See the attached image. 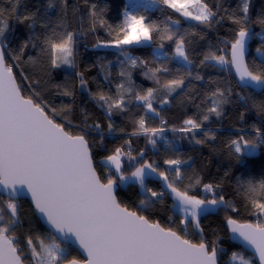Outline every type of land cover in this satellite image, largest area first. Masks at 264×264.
Returning a JSON list of instances; mask_svg holds the SVG:
<instances>
[{
	"label": "snow or ice",
	"instance_id": "obj_1",
	"mask_svg": "<svg viewBox=\"0 0 264 264\" xmlns=\"http://www.w3.org/2000/svg\"><path fill=\"white\" fill-rule=\"evenodd\" d=\"M83 3L86 13L81 12L78 0L74 5L69 0H46L34 11L24 13L19 10L20 0H7V4L0 7V264H219L224 252L222 238L215 229L212 238H208L201 224V217L212 212L225 213L224 224L232 234L227 238H240L253 249L259 264H264V219H261L264 217V178H237V190L245 207L257 217L255 223H241L235 218L240 209L218 191L220 184L203 183L198 173H193L188 184H184L185 166L191 167L189 160L165 159L163 163L167 168L161 171L155 160L145 159L143 150L132 155L130 139L110 152L106 144V133L117 131L112 117L125 115L135 107L142 109L143 115L133 119L135 130L131 135L145 136L147 143L155 148L168 122L154 102L161 106L170 104L169 97L177 90L191 89L190 101L199 111L172 131L184 134L196 144L217 139L216 131L204 130V124L213 116L217 120L223 118L224 105L230 103L233 96L243 108L238 119L246 125L252 98L236 93L230 82L219 83L211 78L206 81L209 85L206 89L197 91L194 88L192 81H205V77L199 72L193 75L187 67L194 63L189 47L192 42L187 37L199 35L204 39V35L174 29L171 25H179V19L169 16L171 24L165 23L161 28L125 6L121 23L113 26L104 19L107 5L101 6L92 0H83ZM152 3L162 4L179 16L196 21V26L207 29L229 21L235 26L231 29L232 39L225 42L230 44V59L217 54L223 49L213 51L210 47L202 54L199 66L223 69L230 65L239 77L238 83L264 91V36H261L264 12L253 20L251 0H239L231 11L220 3L214 10L207 0H152ZM49 9H59L55 22L48 15ZM69 15L78 18L76 29L66 26ZM13 18L28 29L26 38L15 48L9 41ZM253 24H259L261 32H252ZM100 29H106L109 38L97 37L92 47L115 48L123 60H118L115 81L110 78L112 70L108 68L112 61L105 63L98 56L97 61L88 66L87 72L99 67L106 82L96 81L97 90L92 92L86 72L79 70L78 45L82 37ZM253 37L261 38L255 49L261 61L258 67L250 69L245 53ZM157 41L159 50L165 49V42L171 43V55L160 51L159 56L154 55L149 61L133 56L130 51L133 46ZM30 49L35 50L34 54L29 53ZM170 60H179L184 65L176 69L174 76L166 63ZM29 65L33 69L32 76L25 74ZM62 66L72 72L66 74L63 83L53 84V70ZM14 68L20 72L17 74ZM137 68L156 87L139 88L132 78ZM162 76L171 78L162 80ZM77 82L80 89L88 91L89 99L104 110L106 125L100 121L89 123L84 109H80L79 123L69 118L75 115ZM114 82L115 93L112 92ZM213 84L215 87L211 86ZM48 88L55 89L56 96L70 98L71 102L56 107L43 95ZM251 107L264 117V101L257 104L252 100ZM157 118L159 127L148 126V120ZM198 131H203L204 139L197 138ZM226 148L230 159L247 174L255 158L264 154V119L260 126L253 123L251 131L242 125L234 138L226 142ZM97 149L107 154L102 155ZM152 174L163 181L162 190L147 187L146 178ZM135 184L145 195L139 205L133 207L118 197V191ZM200 185L204 192L213 193L211 199L190 194L194 186ZM163 189H167L173 199L171 210L182 213L178 229L174 227L177 222L173 216L168 217L170 226L165 227L160 220L145 214L153 205L164 203ZM25 196L30 197L28 211L43 221L46 232L37 231L31 218L22 215L20 200ZM25 219L29 220L27 226ZM189 226L193 230L191 233ZM230 260L256 264L255 260L237 252L231 254Z\"/></svg>",
	"mask_w": 264,
	"mask_h": 264
},
{
	"label": "trees",
	"instance_id": "obj_2",
	"mask_svg": "<svg viewBox=\"0 0 264 264\" xmlns=\"http://www.w3.org/2000/svg\"><path fill=\"white\" fill-rule=\"evenodd\" d=\"M81 12L87 11L86 6L83 3V0H78ZM92 2L97 3L98 5H107V11L104 13V19L113 26L121 23L123 19V12L125 10L124 0H92ZM210 6L213 9H216V4H222L223 8L229 9V11L235 9L239 3V0H207ZM46 3V0H20V12L24 13L32 12L35 8ZM70 4L77 3V0H69ZM7 4V0H0V7H3ZM160 6L155 11H149L146 8L140 6L136 7L133 12L138 15H144L146 17V22H156L162 28L165 23L171 24L168 20V17L171 16L173 20L179 19L181 23L179 25H171L174 29L178 28L181 32H199L204 35V39H200L199 35L192 36L189 35V39L192 43L190 47V56L193 59V65H189L188 68L192 70L193 75L199 72L205 77V81H192L194 88L199 91L201 89H206L209 85L206 83L208 78L212 80L224 83L225 81L230 82L231 86L236 93L241 95L249 96L257 104L261 101H264V91L261 93H253L248 89H241L237 86L235 78L232 77L230 66H224L223 69L220 66L216 67H203L199 66V61L203 58L202 54L207 53L209 48L213 51L218 49H223L224 51H218V55H225L229 59L230 44H226V41L232 39L233 33L231 29L235 26L232 25L229 21L225 20L222 24L215 25L213 29H207L203 26H196V21H186L179 14L174 13L171 9H168L166 6L159 4ZM43 11V9H42ZM59 12V9H49L48 15L55 22L57 19L56 13ZM262 12H264V0H251L250 6V15L253 20L256 19ZM223 14V12H221ZM79 20L77 17H69L66 19V26L71 29H76ZM196 26V27H194ZM87 27V21H85V29ZM63 29H57V31H62ZM37 33L40 29L37 27ZM252 32H261V26L259 24L252 25ZM28 33V29L22 25L18 24L13 18L11 21V29L9 31V41L13 48L17 46L20 40L25 39ZM261 36H264V32H261ZM97 37L100 39H108L107 30L100 29L97 33L93 35H87L81 38V43L78 45V65L80 71H85L87 78L89 79V89L92 92H96L98 84L96 81H99L100 84L106 83L104 81V74L100 71L99 67L92 68L90 72H87L88 66L95 63L99 57L103 58V61H112L108 65V68L112 70V77L115 81L116 72L118 71V60H123V56H119L118 51L115 48H106V49H97L93 48L92 44L95 43ZM260 37H253L252 42L250 43V56L247 59V64L250 69L258 67L260 65L261 57L257 55L255 49L260 45ZM158 41L155 43L133 46L130 51L133 56L139 57L141 59L152 60L153 56L156 55L158 50ZM162 51H167L171 55L173 51V46L169 42H165V49ZM35 50H29L30 54H34ZM157 56V55H156ZM163 59V57H160ZM10 63L12 61H9ZM167 66L172 70V75H175L176 69L183 68L184 65L179 60H170L167 62ZM211 63H215L214 61ZM159 66V62H157ZM14 72L17 74L20 72V69L14 68ZM72 69H55L52 73V83H63L65 76L68 73H71ZM26 75L32 76L33 69L31 65L27 66ZM159 75V74H158ZM95 78V80H93ZM132 78L135 84L142 89H147L148 87H156L152 80H148L144 77L141 70L137 68L132 73ZM171 78L162 76L161 79ZM19 79V76H18ZM190 79V78H189ZM186 85L188 80L185 81ZM215 87V84L211 85ZM191 89H185L184 91L177 90V93H173V97H169L171 103L168 105L161 106L158 102H154V106L160 110L161 116L168 122L166 130L163 134V138L157 140V145L154 148L151 144L147 143V139L143 135L133 136L131 133L135 130L133 123L134 118H138L140 115H143V110L133 107L130 112L125 115H114L112 117L113 121L116 124L117 131L112 134L106 133V144L109 152L118 146L124 145L126 140H131L132 144V155H138L139 151L143 150L146 153L145 159L149 162L155 160L160 165V170L163 171L167 168V165H164L163 161L168 158L179 157L181 159L189 160L190 168L186 167V178L184 184H188V178L193 175V173H198L202 177L203 183H213L220 184L221 188L218 191L222 192L226 199L232 200L233 203L240 209V214L235 216V218L241 223H255L257 217L252 215L251 212L245 207V201L242 195L237 190V178L247 179H261L264 178V154L258 155L255 158V162L249 166L250 171L245 174L244 169L235 164V161L230 159L228 156V150L226 148V142L230 138H234L237 130L243 125L247 131H251V125L255 123L257 126H260V122L264 117H261L258 114V110L251 107L252 100L249 102V111L246 113L247 124L244 125L243 122L239 121L238 113L243 111V108L237 105L235 96L231 97V102L224 105L225 115L223 118L217 120L214 116L211 118L210 122H205L204 130L213 129L216 131L217 139L215 141H207L206 143L196 144L190 138H186L184 134L179 132H173L172 128H179L182 126L183 120L189 117H193L198 114V109L195 107V104L190 101L189 93ZM112 92L115 93V82L112 85ZM43 95L49 99L56 107H61L63 103H70L71 100L68 97H60L55 95V89L48 88L43 91ZM162 95V94H161ZM161 98V97H158ZM197 103L199 98H197ZM242 103V102H241ZM80 109H84L89 116V123L93 121H100L104 125L107 124L105 119V113L103 109H100L96 106L95 102L89 99L88 91L80 89L77 82V91L75 96L74 110L75 115L69 117L73 119L75 123H79L82 118ZM148 126L159 127V119L148 120ZM120 129L124 131L121 132ZM95 136V133H92ZM198 139H204L203 131L197 132ZM127 150V148H126ZM96 151L103 153L100 149ZM128 162L125 161V168L127 169ZM228 173V175H225ZM171 179V176L169 177ZM147 187L152 188L153 190L160 191L162 190L163 182L159 178H146ZM165 191L164 203L155 204L149 208L147 215H151L153 219L160 220L161 224L165 227L170 226L168 220L169 216H173V219L176 220L175 228H179V219L182 218L181 214L171 210V205L173 199L171 198L167 189ZM190 194H196L199 198L207 197L212 198L213 193L204 192L202 185L194 186L191 189ZM145 193L141 191V188L138 184L128 185L125 188H122L118 191V197L126 204L130 206H138L139 200L143 198ZM23 207L22 215L25 217H30L32 223L35 226V229L39 232H46L47 230L40 224L39 220L36 217L31 216V213L28 211L31 208L30 204L26 200L20 201ZM224 215L225 213L212 212L209 213L206 217H201L202 227L206 229L205 235L208 238H212V230L215 229L219 232L221 236V246L224 248V252L221 254L219 264H239L238 261L232 262L230 260L231 254L237 252L243 254L245 258L255 260L250 254L245 250L240 249L237 245L230 242L228 239V231L225 228L224 224ZM261 219H264L262 217ZM29 223L28 219H25L24 224L27 226ZM223 228V231L220 229ZM189 233L193 230L191 226L188 229ZM193 239H198V237H190ZM77 253L73 252V255ZM256 261V260H255ZM257 264V263H256Z\"/></svg>",
	"mask_w": 264,
	"mask_h": 264
},
{
	"label": "water",
	"instance_id": "obj_3",
	"mask_svg": "<svg viewBox=\"0 0 264 264\" xmlns=\"http://www.w3.org/2000/svg\"><path fill=\"white\" fill-rule=\"evenodd\" d=\"M251 42H252V38L248 42V46H247L246 53H245V62L246 63H247L248 57L250 56L249 54H250V45H251L250 43ZM229 59H230V52H229ZM230 69H231L232 77L235 78V81H236L238 87H240L243 90L248 89V90L252 91L255 94L263 92V91H261V89L259 87L248 88V87H244L242 83H238L239 82V77L236 75L235 69L232 68L231 66H230ZM24 200H26L28 202V204H30V206H31L30 197L25 196L20 201H24ZM39 222L47 230V226L43 223V221H39ZM225 228H227V227L225 226ZM227 231H228V236L232 235L230 230L227 229ZM230 242H232L233 244L237 245L240 249L245 250L248 254H250L256 260V263L259 264L258 258L254 255L253 249H251L250 247L246 246L242 242V240L240 238L236 237V238L230 239Z\"/></svg>",
	"mask_w": 264,
	"mask_h": 264
},
{
	"label": "built area",
	"instance_id": "obj_4",
	"mask_svg": "<svg viewBox=\"0 0 264 264\" xmlns=\"http://www.w3.org/2000/svg\"><path fill=\"white\" fill-rule=\"evenodd\" d=\"M124 6L128 7L130 12H133L134 9L138 6L146 8L149 11H155L160 5L153 4L152 0H124Z\"/></svg>",
	"mask_w": 264,
	"mask_h": 264
},
{
	"label": "rangeland",
	"instance_id": "obj_5",
	"mask_svg": "<svg viewBox=\"0 0 264 264\" xmlns=\"http://www.w3.org/2000/svg\"><path fill=\"white\" fill-rule=\"evenodd\" d=\"M184 19H185V18H184ZM185 20L188 21V22H189V21H192V20H189V19H185ZM145 45H147V44H145ZM160 51H162V50H159V49H158V50L156 51V55H157V56H159ZM256 54H257V53H256ZM257 55H259V54H257ZM259 56H260V55H259ZM260 57H261V56H260ZM61 68L68 69L67 66H62ZM149 177H150V178H153V177H155V178H159V177H157L155 174H152V175L149 176ZM159 179H160V178H159ZM160 180H161V179H160ZM161 181H162V180H161ZM162 182H163V181H162ZM141 191H143V190L141 189ZM170 196H171V195H170ZM171 198H172V197H171ZM175 212H177V211H175Z\"/></svg>",
	"mask_w": 264,
	"mask_h": 264
},
{
	"label": "crops",
	"instance_id": "obj_6",
	"mask_svg": "<svg viewBox=\"0 0 264 264\" xmlns=\"http://www.w3.org/2000/svg\"><path fill=\"white\" fill-rule=\"evenodd\" d=\"M182 64H183V62H181ZM188 67V66H187ZM178 212V211H177ZM178 213H180V212H178ZM181 214V216H182V213H180Z\"/></svg>",
	"mask_w": 264,
	"mask_h": 264
}]
</instances>
